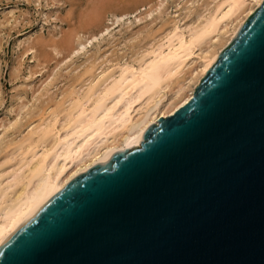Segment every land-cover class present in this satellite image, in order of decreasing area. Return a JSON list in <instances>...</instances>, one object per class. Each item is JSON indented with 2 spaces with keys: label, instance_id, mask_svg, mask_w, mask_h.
Listing matches in <instances>:
<instances>
[{
  "label": "water",
  "instance_id": "obj_1",
  "mask_svg": "<svg viewBox=\"0 0 264 264\" xmlns=\"http://www.w3.org/2000/svg\"><path fill=\"white\" fill-rule=\"evenodd\" d=\"M0 264H264V0L190 102L38 207Z\"/></svg>",
  "mask_w": 264,
  "mask_h": 264
},
{
  "label": "bare ground",
  "instance_id": "obj_2",
  "mask_svg": "<svg viewBox=\"0 0 264 264\" xmlns=\"http://www.w3.org/2000/svg\"><path fill=\"white\" fill-rule=\"evenodd\" d=\"M262 2L216 0L208 15L177 24L141 59L97 75L92 74L95 67L87 69L89 84L73 88L55 108L39 111L40 120L27 127V137L5 144L1 151L0 244L81 173L112 151L138 146L157 121L188 104ZM84 46L78 43L72 54ZM9 123L10 129L19 122Z\"/></svg>",
  "mask_w": 264,
  "mask_h": 264
},
{
  "label": "rangeland",
  "instance_id": "obj_3",
  "mask_svg": "<svg viewBox=\"0 0 264 264\" xmlns=\"http://www.w3.org/2000/svg\"><path fill=\"white\" fill-rule=\"evenodd\" d=\"M215 2L0 0V162L4 146L21 142L38 124L39 111L55 108L73 88L89 84L87 69L95 67L97 75L141 59L177 24L208 15ZM78 43L87 45L73 55ZM15 121L18 129L7 128Z\"/></svg>",
  "mask_w": 264,
  "mask_h": 264
}]
</instances>
